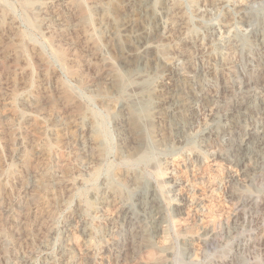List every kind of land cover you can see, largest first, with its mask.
<instances>
[{
  "label": "rangeland",
  "instance_id": "obj_1",
  "mask_svg": "<svg viewBox=\"0 0 264 264\" xmlns=\"http://www.w3.org/2000/svg\"><path fill=\"white\" fill-rule=\"evenodd\" d=\"M118 1L0 0V264H264V154L250 178L215 157L243 134L227 116L223 84L239 94L248 80L264 87V0H170L198 48L193 64L213 74L204 84L221 103L198 110L181 145L139 164L120 159L114 110L97 97L110 71L101 55L113 56L98 7L120 22ZM258 36L253 48L240 46ZM145 184L165 214L157 233L124 214Z\"/></svg>",
  "mask_w": 264,
  "mask_h": 264
},
{
  "label": "bare ground",
  "instance_id": "obj_2",
  "mask_svg": "<svg viewBox=\"0 0 264 264\" xmlns=\"http://www.w3.org/2000/svg\"><path fill=\"white\" fill-rule=\"evenodd\" d=\"M210 2H212V1H210ZM215 2H217V1L215 0ZM117 3L121 4L123 7V10H124V13H123L124 17L120 22H117L115 20L114 16L110 13L108 5H103V6L98 7V13L100 15V19H99L98 24L100 25L101 31H103V33H105L106 48H107V50L112 52L113 56L112 57L111 56L106 57V56H104V54L101 55L104 64L107 67H109L110 71L107 74L106 78L104 79L106 81V86H104L103 89L98 88L97 97L103 102L104 105H106L107 107H110L114 110V118H115V121L117 124L119 136H120L121 143H122L120 154H119L120 159L124 162L125 161H130V162L135 161L136 162L137 160H140V159H143L147 156H150L155 151H158L161 153H166L167 151H171L175 147L181 145L185 140H187L189 131L193 128V126H195L194 124H195V121L197 120V117H198V110L200 108H204L207 111H210V113H212V112L214 113V111H216V109H217V106H218V103L220 100L219 99L220 96H219V94L216 93L217 89L214 91L213 88H211L209 86L207 87V85L205 86V84H204V80L206 79V77L207 76L210 77L213 74H211V72L208 69H207L208 70V72H207V71H205L206 69L202 68V70H201V69L196 68L194 66V64H193V55L194 54L193 53L198 48L194 43L193 44L189 43L190 45L187 44L188 37H189L188 36L189 35L188 34L189 29L187 28V25L183 24L180 21L179 17L175 13V9H173L174 7H172V5H171L170 0H121V1L119 0ZM208 3H209V0H208ZM216 5H218V4H216ZM223 6H224V4H223ZM218 7H219V5H218ZM180 8H181V6L179 7V9ZM184 16H185V14H184ZM181 17H183V15ZM61 19H65V18L63 17ZM190 19H191V17H190ZM245 20L246 19H244V21ZM79 22H80V20H79ZM81 22H82V20H81ZM231 25H232V23H231ZM213 32L214 31H212V33ZM216 32H215V34H216ZM196 35H197V33H196ZM251 38H252V36H251ZM178 39L185 41L186 46L185 45H184V47L182 45L180 46L175 41ZM194 39H192V40H194ZM197 40H198V38H197ZM90 42H92V41H90ZM256 42H262V37L258 36L253 41L252 40L251 41L250 40H242V41H240V46L252 47L253 44ZM93 47H94V45H93ZM216 48H217V46H216ZM166 50H168V51L170 50V52L173 54V56L168 57L165 54ZM244 50H246V49H244ZM196 51H198V50H196ZM196 51H195V53H196ZM215 51H217V50H215ZM222 53H223V50H222ZM197 54L200 55L201 53L198 52ZM238 54L236 53V56ZM98 56H99V53H98ZM210 56L208 58H210ZM213 57H214V55H213ZM220 58H221V56H220ZM236 58H238V56ZM224 59H223V61H225ZM234 60H235V58H234ZM234 60H233V62H234ZM252 60H253V58H252ZM114 61L117 65L114 64ZM222 64H223V62H222ZM210 65H211V63H210ZM223 66L227 67L226 64H223ZM206 67H208V65ZM255 67L260 68L262 66H260V64H257V65H255ZM227 70L229 71V69H227ZM248 70H249V68H248ZM218 71H219V69H218ZM236 71L238 72V70H236ZM105 73H107V72H105ZM262 74H264V73H262ZM221 77H223V76H221ZM246 77H244V78L247 79ZM211 78H213V77H211ZM230 78H232V77L230 76ZM206 80H208V79H206ZM209 81H211V80H209ZM216 81H214V82H216ZM227 82H228V80L224 84L221 83V84H223V86H222L223 96L222 97L225 96L224 94H226V96H227V98H225L224 102L230 103V106L227 110V116H229V119L233 123L234 127L236 129H238L239 132H242L243 134H242V136H240L238 138H232V139L230 138L228 140V142L225 145L221 146L218 150L214 147L217 150L215 157L223 159L227 163H230L236 167L243 168L245 170L244 176H246L247 178H250L251 175L253 176V175L260 172V170H261L260 163L262 161L263 154H264V123H261V124L257 123L259 119L264 120V87L259 88L258 85L253 86L254 85L253 82L248 80V81H246L245 86H244L245 93H242V90H241V94H239V93H235L233 91L234 87L231 86V84L229 85V83H227ZM209 85H210V83H209ZM216 85H217V83H216ZM220 103H221V100H220ZM225 108H227V106ZM224 111H226V110H224ZM147 114H148V116L150 115L148 117V119L150 121V125H148V123H146ZM247 122L252 123V125H253L252 129L248 130L246 128ZM78 128H79V126H78ZM93 129H95V128H93ZM150 129H152L151 132H150ZM210 132H212V131H210ZM81 133H83V131ZM88 134H89V132H88ZM239 134H241V133H239ZM87 137H88V135H87ZM76 138H77V136H76ZM216 140H217V138H216ZM17 141L18 140H16V142ZM212 141H214V140H212ZM226 141H227V139H226ZM187 143H188V141H187ZM213 146H214V144H213ZM210 147H211V145H210ZM17 148H18V146H17ZM84 149H86V148H84ZM212 150H214V149H212ZM86 153L88 154V150ZM94 153H96V152H94ZM84 154H85V152H84ZM99 154H101V153H99ZM101 155L103 156V154H101ZM153 157H155V156H153ZM101 158H103V160H104V157H101ZM45 160H47V159H45ZM124 162H123V164H124ZM249 162H254V163H252L254 165L251 168L249 167V169H248L247 163H249ZM88 163H89V161H88ZM136 163L139 164L138 162H136ZM261 165H262V163H261ZM127 166H128V162H127ZM140 166H142V165H140ZM38 167H39V165H38ZM135 168H136V166H135ZM131 176H133V175H131ZM137 176H139V174H137ZM43 178H44V176H43ZM131 179H132V177H131ZM42 183H43V181H42ZM42 183H39V184L36 183L35 185L36 186L39 185L41 188H43L44 184H42ZM115 185H116V183H115ZM33 188H35V186ZM129 188H131V187H129ZM140 189H141V192H140L139 196H137V207L136 206L133 207V205H134L133 204V205H129L128 208H125L124 214L126 215V217L125 216L124 217L125 218L128 217V218L135 219V220L139 219L141 221H145L146 223H149V225L152 227V231H154V233H157L159 231V228L161 227L163 221H164V218H165L164 212L159 208L158 203H157V200H158L157 199V193H156L155 189L151 188L147 184L142 186V188H140ZM105 190H107V189H105ZM123 192H124V190H123ZM128 195H129V193H128ZM94 198H95V196H94ZM109 199H110V197H109ZM106 203L107 202L105 200H103L101 204L104 207L105 205L106 206L108 205ZM117 205H120V204H117ZM165 213H167V212H165ZM136 221H138V220H136ZM131 223H133V222H131ZM140 227H142V226H140ZM144 228H145V226H144ZM63 252H64V250H63ZM66 261H67V259H66Z\"/></svg>",
  "mask_w": 264,
  "mask_h": 264
}]
</instances>
